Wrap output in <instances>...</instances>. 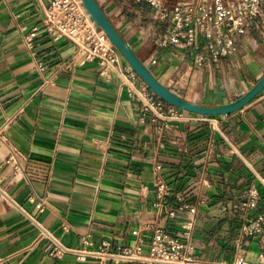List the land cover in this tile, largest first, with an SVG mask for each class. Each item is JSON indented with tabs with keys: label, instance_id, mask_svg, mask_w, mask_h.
Masks as SVG:
<instances>
[{
	"label": "crops",
	"instance_id": "1",
	"mask_svg": "<svg viewBox=\"0 0 264 264\" xmlns=\"http://www.w3.org/2000/svg\"><path fill=\"white\" fill-rule=\"evenodd\" d=\"M49 1L0 0V129L5 126L0 133V188L6 194H0V264H132L51 256L49 243L36 241L37 230L26 214L75 249L93 250L106 242L107 252H118L134 246L133 232L139 230L146 255L152 232L145 228L158 226L179 236L189 217L180 210L182 204L196 210V259L264 264V227L255 236L240 233L248 188L259 192L248 215L264 213V90L227 115L203 119L181 110V118L167 127L142 119L139 104L121 85L119 70L102 75L97 63L85 61L70 41H53L43 33L32 41L36 56L27 48L24 38L42 26V8ZM97 1L152 75L188 102L228 104L264 74L260 21L237 40L232 57L219 65L198 66L186 50L156 44L165 24L151 27L153 11L145 4ZM151 55L155 64L148 60ZM37 62L45 65L42 71ZM120 65L121 70L129 66L121 55ZM10 148L18 152L15 173L5 163ZM157 177L172 188L161 208L155 205ZM34 196L46 200L41 213ZM84 235L90 245L82 242Z\"/></svg>",
	"mask_w": 264,
	"mask_h": 264
},
{
	"label": "built area",
	"instance_id": "2",
	"mask_svg": "<svg viewBox=\"0 0 264 264\" xmlns=\"http://www.w3.org/2000/svg\"><path fill=\"white\" fill-rule=\"evenodd\" d=\"M131 1L138 5L145 4L153 11L148 20L151 27L159 23L165 24V28L156 38L157 45L186 50L198 66L219 65L232 57L236 51L237 40L250 33L256 21L264 23V0ZM42 9L44 15L42 26L34 28L24 38L28 49H33L32 41L38 33L45 34L53 41L66 39L75 45L77 54L85 61L97 63L100 74L107 75L114 70L122 73L121 85L126 89L129 98L139 104L142 119L150 118L151 121L162 122L163 126L167 127L169 122L181 118V110L155 95L130 66L121 70L120 54L106 34L91 21L81 0H50L49 5ZM32 54L36 56L37 52L32 50ZM148 60L151 64L156 63L154 55L149 56ZM36 67L42 71L45 65L37 62ZM10 121L8 120L5 125ZM4 127L0 129V133L4 131ZM211 147L210 143L206 150L207 155L211 153ZM17 156L16 149L10 148L5 160L14 173L19 170ZM155 169L159 170L160 165H156ZM203 180L206 182L204 176ZM154 192L158 199L155 205L161 208L164 200L172 194V188L161 177H157ZM0 194L6 196L1 188ZM243 199L245 220L240 227V233L245 237L259 235L264 227V213L256 217L248 215L249 211L255 209L258 204L257 188L253 186L248 188L244 192ZM32 201L38 213L43 212L47 207L44 197L34 196ZM180 210L189 214V217L182 225L179 236H171L158 226L145 228L152 232L146 255L142 254L143 240L139 230L133 232L137 236L134 246L123 248L118 252H107L106 242H102L93 250L75 249L63 245L34 215L26 214V216L37 230L36 241H47L51 247L50 255L54 257L72 255L77 258H99L114 263L132 264H206L196 259L193 252L192 230L196 210L190 204H182ZM168 215L172 216L171 213ZM61 226L64 231L69 230L65 222H62ZM87 238L88 235H84L81 240L90 245ZM235 264L248 263L239 258Z\"/></svg>",
	"mask_w": 264,
	"mask_h": 264
},
{
	"label": "water",
	"instance_id": "3",
	"mask_svg": "<svg viewBox=\"0 0 264 264\" xmlns=\"http://www.w3.org/2000/svg\"><path fill=\"white\" fill-rule=\"evenodd\" d=\"M81 2L82 6L89 14L91 21H93L95 25L106 34L110 43L124 58L135 74L155 95H157L169 105L203 117L227 115L242 109L264 90L263 74L255 86H253L247 93L228 104L218 107H205L188 102L174 94L152 75L149 68L136 56L134 51L128 46L126 41L111 24L97 0H81Z\"/></svg>",
	"mask_w": 264,
	"mask_h": 264
}]
</instances>
